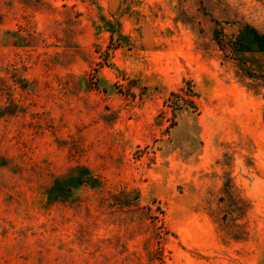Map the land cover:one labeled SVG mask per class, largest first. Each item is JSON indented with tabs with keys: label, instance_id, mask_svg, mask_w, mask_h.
I'll use <instances>...</instances> for the list:
<instances>
[{
	"label": "rangeland",
	"instance_id": "obj_1",
	"mask_svg": "<svg viewBox=\"0 0 264 264\" xmlns=\"http://www.w3.org/2000/svg\"><path fill=\"white\" fill-rule=\"evenodd\" d=\"M0 264H264V0H0Z\"/></svg>",
	"mask_w": 264,
	"mask_h": 264
},
{
	"label": "trees",
	"instance_id": "obj_2",
	"mask_svg": "<svg viewBox=\"0 0 264 264\" xmlns=\"http://www.w3.org/2000/svg\"><path fill=\"white\" fill-rule=\"evenodd\" d=\"M182 91H184V93H185V94H188V95H190V93H191V89H190V88H187L186 90H183V89H182ZM172 95H177V94H176V93H172ZM184 100L187 101V99H184ZM189 102H192V101H189ZM192 104H193V102H192Z\"/></svg>",
	"mask_w": 264,
	"mask_h": 264
}]
</instances>
